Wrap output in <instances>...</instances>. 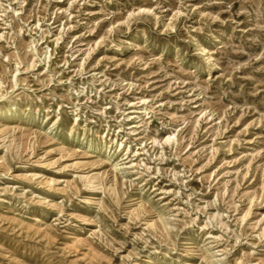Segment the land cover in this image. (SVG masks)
Segmentation results:
<instances>
[{"label": "rangeland", "instance_id": "obj_1", "mask_svg": "<svg viewBox=\"0 0 264 264\" xmlns=\"http://www.w3.org/2000/svg\"><path fill=\"white\" fill-rule=\"evenodd\" d=\"M0 264H264V0H0Z\"/></svg>", "mask_w": 264, "mask_h": 264}]
</instances>
